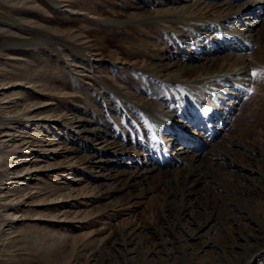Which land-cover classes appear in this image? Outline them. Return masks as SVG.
Segmentation results:
<instances>
[{
    "label": "rangeland",
    "instance_id": "374dc122",
    "mask_svg": "<svg viewBox=\"0 0 264 264\" xmlns=\"http://www.w3.org/2000/svg\"><path fill=\"white\" fill-rule=\"evenodd\" d=\"M189 1L196 6L181 12L171 9L184 4L180 0H0V83L24 86L0 89V101L19 96L16 103L34 104L26 111L38 118L0 125L14 130L0 131V264H169L161 237L173 246L187 241L193 258L239 264L232 237L237 243L243 240L238 229L255 230L246 206L264 224V9L242 7L231 21L237 28L251 23L255 34L240 57L222 37L203 43L225 14L223 1ZM221 55L230 66L244 62L248 68L245 83L223 85L224 102L214 77L188 78L179 88L163 78L173 56L201 66L203 56L220 63ZM9 106L0 103V115ZM209 106L227 112L215 138L204 146L197 141V162L217 172L193 184L185 199L181 223L195 205L198 220L207 212L212 218L191 240L174 216L181 203L174 178L184 164L165 156L178 141L157 118L199 122ZM184 122L192 134L197 123L187 128ZM96 136L124 145L126 156L110 158L115 170L144 153L161 161L154 159L134 189L119 191L104 176L112 168H92L85 160L104 153L101 144L92 145ZM19 157L24 162L14 165ZM246 180L254 185L243 188ZM170 219L177 221L174 228L161 233ZM151 246L157 251L150 253Z\"/></svg>",
    "mask_w": 264,
    "mask_h": 264
},
{
    "label": "bare ground",
    "instance_id": "6f19581e",
    "mask_svg": "<svg viewBox=\"0 0 264 264\" xmlns=\"http://www.w3.org/2000/svg\"><path fill=\"white\" fill-rule=\"evenodd\" d=\"M222 1L223 2H221V5H223V8L226 9L225 14L220 17L221 20H220V23H218L217 30L216 31L211 30L205 34V36L202 38L203 43L204 44L210 43L211 39L214 37H216V38L222 37L224 40H226V41L228 40L229 43L232 44V48L234 49V52L231 54H234V56L238 55L240 57H243L244 54L242 52H243L244 45H247V44L250 45V43H252V44L255 43V34H254L253 30L250 28V26L252 24L247 22V21H243L242 24L240 25V28H237L236 24H232L231 21L233 19L239 17V14L242 12L241 11L242 7L249 6L248 11H250L255 6H258L259 10L261 9V7H262L261 10H263L264 9V0H245V1L244 0H222ZM180 2L181 3L184 2V4H182L179 7L175 6V8H171V9H174V10L179 9V11L183 12V11H185L183 9L190 7V6L194 7V6H196L195 4H197L195 1H189V0H180ZM186 5H189V6H186ZM167 12H173V10H167ZM253 13H254L253 16L256 17L257 10H255ZM259 13H260V11H259ZM219 14H221V12L218 13V15ZM247 16L250 17L249 12L246 13L244 18ZM155 17L152 16V18H155ZM187 20H189L188 17L181 19V20H178V21H187ZM214 23H215V21H214ZM199 25H201V24H199ZM246 25H248V26L246 27ZM212 49L213 48L211 47V44H209L206 51L209 52V50L212 51ZM200 54L203 55V53H200ZM205 56H203L202 58L206 59V60H204L206 62L203 61V64L201 66H197V65L192 66V65L182 64L180 62L182 59L180 56H173V58H175L177 60L173 59L172 62L170 61L169 63L164 65L165 69L163 70L164 72L162 73L163 78L171 81L172 86L175 84L179 88V86H181L183 81H186L188 78H192L193 80H198L201 77H205L207 75L209 77H214V78H216L215 80L218 82V85H221L219 88L221 90L220 93L217 94V92H216L217 97L222 98V100L224 102V100H227V96L229 94L227 95V92L225 91V88L223 87V85H226V84L229 85L230 84V85L234 86V85H241L242 83H245L247 80L246 78L248 77V75H247L248 68L246 67V64L244 62H240V64H238V65L230 66L229 65L230 63L223 61V60H225V58H223V55L217 56V58H220V60H222V61H220V63L219 62L216 63L215 61L213 62L212 58H207ZM224 57H229V56L227 55ZM231 57H233V55L230 56V58ZM178 58H180V59H178ZM226 59H228V58H226ZM170 73H172L173 76H170V77H173V79L169 78L168 74H170ZM176 77H178V78H176ZM184 84H186V83H184ZM7 87H9V88L21 87L22 88L24 86H23V83H21L19 81L18 82H12V83L8 82L5 84L0 83V89L3 88V91H2L3 93L9 91L8 89H6ZM175 88H177V87H175ZM2 98L3 99L5 98V99L0 101V103H8L9 102V103H11V108L9 106L10 109L4 111V114H3L4 116L0 115V117H1L0 118V125L4 124V123L12 125V123H14V122L16 123V122L20 121V119L21 120H24V119L27 120L28 119L30 121H37L38 120V118L35 117L36 116V112L34 111L35 108H32L34 112H32L30 115L26 111L28 109V107H31L34 104L23 105V103L21 101H18L21 103L20 104L21 107H20L16 103L17 101L14 100V98L19 99V96L18 97H12L11 93L6 94L5 96H2ZM10 98H13V99H10ZM3 107H6V106H3ZM209 107H211V106H209ZM212 108H213V106L210 109H207L203 113L201 120H199V122L198 121L196 122L193 117L182 119L180 116H178L179 118H177V119H169V120H164V121H160V119L157 118L161 127L165 128L168 131L167 135L169 137H173L175 140L178 141V146L177 145L174 146V144L171 143V149L168 150V153L165 156L173 158L174 160L175 159L180 160V161L182 160V162L184 164L182 166V168L180 167L181 170L178 171V174H176V176L174 178L179 183V195H180V200H181V203L177 209V212L174 214V216H175V219L180 223L179 224L180 228L187 234V236L191 240L195 239L197 236H199V229L212 219L211 213L207 212V213H205V215H203L201 220H198L197 217L199 216L198 215L199 211L197 209L198 206L196 207V205H195V211L194 212L191 211V213L187 214L185 224L181 223L182 218L184 216H186V214H185V211H186L185 201H187V200H185V199H187V196L193 192L192 185L195 184L196 182L206 180L205 178H207L209 175L212 176L213 171L217 172L216 170L211 168V164H209L210 166L207 167V166H204L203 164L199 165V162H197V161H200V159H201L200 157L202 154V147L198 144L197 141H200V139H201V143L203 144L202 146H204V143L207 144V142H208L207 140L215 138L219 134V131L221 130L219 128L220 126H218V123L224 122V118L226 115L225 112H227L225 107L223 109H221V111L217 110L215 108L214 109H212ZM222 120H223V122H221ZM180 121H183V122L185 121L184 123L187 124L186 125L187 128L190 125H192L194 122L197 123V124H195L196 129H194L197 131L193 130L192 134H190V133L188 134V131L186 129H183V127H181V125L179 123ZM17 125H20V124H16L15 126H17ZM10 130L11 129L9 128V126L0 128V131L3 132L2 136L8 135V134L14 132V130H13V132H10ZM96 135H98V133ZM20 139H24V137L21 136ZM96 141H98V142H96ZM14 142H15V139H14ZM27 142L28 141H26L25 143H27ZM95 144H101L100 148H102L104 150V153L100 155L96 152H92L91 155L85 159L90 164V166L92 168H96V169L98 168L101 170L102 168H105V166H107V165L109 166L110 164L118 165V164H116L117 162L111 161L110 158L114 157L115 155H119L120 158H123L127 154L126 152H123V150H124L123 144L118 145V144L114 143L113 141L109 140L108 138H105L102 136L101 137L96 136V139L94 140V143H92V145L96 146ZM0 147H1V144H0ZM199 150H201V151L199 152ZM104 156H106V158ZM168 157L166 158V163H167V161H169ZM2 159L3 158L0 155V165L3 162ZM16 159H17V162H15L14 165H16L17 163L18 164L23 163L25 160L24 157H23V159L21 157L16 158ZM154 159H156V158L152 154L144 153V154H141L138 158H135L132 162L133 164H131V166H129L127 169L115 170V168H113L112 166L111 167L109 166V168H112L113 171H112V169L108 170L104 175L105 179L110 181V184H112L113 187L115 186L116 189H118L119 191H121L123 189H127V190H130L132 188L134 189L137 185L140 184V180L142 178L144 179L147 177V172L149 171V169H151L148 166L153 163ZM156 161H161V160L156 159ZM249 170L253 171L252 168H249ZM97 175L101 176L98 173H97ZM251 184L254 185V183H251ZM251 184L248 183L246 180V182L242 183L241 186L245 189H248V188L252 187ZM249 209L250 208L246 206V211H247V214L249 217V221L255 227V230L253 232H245V231H241L240 229H238V231H239L238 237H239V239L241 238L243 240L236 243L235 242L236 237H232V243L239 247L237 249L238 250L237 254L240 256L239 264H264V224L262 222H260L259 219H257L256 215L254 214L255 209L254 210H251V209L249 210ZM196 214H197V216H196ZM242 216H244V215H242ZM177 221L170 219L169 222L165 224L164 229L160 230V232L161 233H167V231H168L167 229L172 230L174 228L175 222H177ZM234 221L239 223L238 220H234ZM188 223L192 224L193 228L188 226ZM131 233H132V231H128L127 233H125V235L127 236L126 238L130 237ZM125 235H124V237H125ZM230 236H232V235H230ZM161 239L166 241L167 245L169 246L168 247L169 251L167 250V252H168L167 255L170 259H173L172 262H170L169 264H214L212 262V260H206V259L201 258V257L197 258V259L193 258V256L187 252V248L189 246L187 241H184L183 243H179L177 246H173L172 240H168V239L166 240V238L164 239L162 237H161ZM206 244L207 245L209 244L208 241H204L202 246H204ZM229 248L231 250L234 249L231 247H229ZM127 251L131 252L132 250H127ZM156 251H157V249H155L154 246H151L149 249L150 253H153ZM176 252L180 253L179 258H177L178 256L176 254H174ZM258 257H263L262 258L263 261L262 262H259V261L256 262V258H258ZM160 264H162V263H160Z\"/></svg>",
    "mask_w": 264,
    "mask_h": 264
},
{
    "label": "snow or ice",
    "instance_id": "6c2138e0",
    "mask_svg": "<svg viewBox=\"0 0 264 264\" xmlns=\"http://www.w3.org/2000/svg\"><path fill=\"white\" fill-rule=\"evenodd\" d=\"M252 75L255 76V75H256V72L254 71V72L252 73Z\"/></svg>",
    "mask_w": 264,
    "mask_h": 264
}]
</instances>
